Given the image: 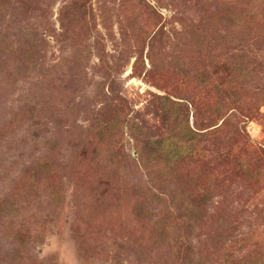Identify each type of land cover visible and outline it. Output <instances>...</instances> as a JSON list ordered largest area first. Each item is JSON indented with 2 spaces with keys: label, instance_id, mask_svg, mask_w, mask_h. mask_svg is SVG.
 Masks as SVG:
<instances>
[{
  "label": "rangeland",
  "instance_id": "obj_1",
  "mask_svg": "<svg viewBox=\"0 0 264 264\" xmlns=\"http://www.w3.org/2000/svg\"><path fill=\"white\" fill-rule=\"evenodd\" d=\"M199 258L264 264V0H0V264Z\"/></svg>",
  "mask_w": 264,
  "mask_h": 264
},
{
  "label": "trees",
  "instance_id": "obj_2",
  "mask_svg": "<svg viewBox=\"0 0 264 264\" xmlns=\"http://www.w3.org/2000/svg\"><path fill=\"white\" fill-rule=\"evenodd\" d=\"M180 153H181V151L178 153V155ZM154 196H155V199L158 201V203L164 202L165 198L166 197H169V201H170L171 206H172L171 208H173V210L176 211V208L175 207H176V205H178V203L176 204V198H173V197L169 196L168 193H166L164 191H160L159 194H154ZM205 196L206 195H204L203 193H201V194L198 195V198H199V206L200 207H203V205H204L203 198ZM178 206H180V205H178ZM191 209H189L188 211H186V210L181 211V214L184 215L183 220H188L189 221V219H187V216H185V215H187V213H189L191 211ZM177 243L179 244L180 247H184L185 248L183 260L185 262L191 263L193 261V257H194V253L195 252L192 250V248L190 247L189 244L186 245V239L184 237L178 238ZM196 262H197V264H205V262L202 259H200V258L197 259Z\"/></svg>",
  "mask_w": 264,
  "mask_h": 264
}]
</instances>
